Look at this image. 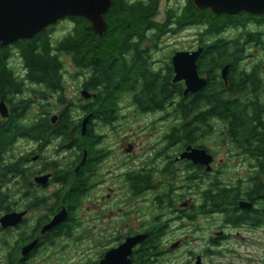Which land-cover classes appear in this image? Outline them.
<instances>
[{"label": "flooded vegetation", "instance_id": "obj_1", "mask_svg": "<svg viewBox=\"0 0 264 264\" xmlns=\"http://www.w3.org/2000/svg\"><path fill=\"white\" fill-rule=\"evenodd\" d=\"M118 1L153 13L90 61L63 45L77 18L0 49V264H111L137 237L119 264H163L198 220L216 229L190 264L234 252V237L264 252V15H216L221 30L179 44L191 0ZM45 40L46 78L26 60Z\"/></svg>", "mask_w": 264, "mask_h": 264}, {"label": "water", "instance_id": "obj_2", "mask_svg": "<svg viewBox=\"0 0 264 264\" xmlns=\"http://www.w3.org/2000/svg\"><path fill=\"white\" fill-rule=\"evenodd\" d=\"M112 3L113 0H0V49L20 40H31L44 29L66 18H85L102 37L108 29L105 16ZM194 5L200 11L211 10L217 16H237L243 12L264 15V0H194ZM191 62L188 75L191 72L197 81L196 68ZM176 67L179 78L186 79L188 75L183 74L186 66L179 62ZM197 89L196 87L194 90ZM201 154L196 152L192 158L195 162L206 164ZM143 239L144 237L132 239L120 250L121 253L111 254L108 262L124 263L122 256L127 257L132 248ZM198 264H201L200 260Z\"/></svg>", "mask_w": 264, "mask_h": 264}, {"label": "trees", "instance_id": "obj_3", "mask_svg": "<svg viewBox=\"0 0 264 264\" xmlns=\"http://www.w3.org/2000/svg\"><path fill=\"white\" fill-rule=\"evenodd\" d=\"M120 5L119 1L116 0L113 8H111L108 13L105 16L106 23L110 29H115L114 32H108L106 36H98L96 33H94L91 29L90 25L91 23L85 19V18H77V29L70 37H68L67 40L64 41L63 45H66V50H70L71 53H74L75 57L77 56V53L81 51L83 57L86 58L87 61H90L93 57V52L96 50L95 45L99 44L98 50L102 54H106L107 50L103 48V46L109 44L111 40L109 38L111 36H120L123 32L124 28H128L130 26L132 27H140V23L142 21H146L150 16V14L153 13V11L150 12V9H146L145 12H142V10L139 12L137 9H132L128 12H125L122 8H119ZM212 18H217L216 15H214L210 10L200 11L198 10L193 1L191 0L189 9L186 10L184 14V19L187 20H193L195 25H204L205 23L209 24V34L213 35L215 31L221 30L220 24L221 22H214L212 21ZM48 40H45L43 47L41 46V50L36 47L35 42H29L27 43V53H26V60L32 62L35 66V75L36 76H43L47 77V75H55L53 70V63L50 61V57L48 56L49 52V46H48ZM79 45H82L83 47L77 50V47L79 48ZM87 45V46H85ZM216 104H218V100L216 99L214 101ZM201 103L200 100H196L195 102V109H197L198 105ZM189 116H185L187 119ZM197 123L202 124V121H197Z\"/></svg>", "mask_w": 264, "mask_h": 264}, {"label": "rangeland", "instance_id": "obj_4", "mask_svg": "<svg viewBox=\"0 0 264 264\" xmlns=\"http://www.w3.org/2000/svg\"><path fill=\"white\" fill-rule=\"evenodd\" d=\"M164 6L165 4H163L162 9H164ZM69 24L70 23L62 24L58 26V30H57L58 34L55 37L61 38L62 36L68 34L73 28ZM247 27L249 29V24L247 25ZM203 32H204L203 27L195 25L189 28L188 31L185 30L183 33H181L182 36L181 34H179L178 42L179 44L184 43V42L185 43H195L197 39H200V40L202 39L201 35ZM242 32H244V30H242L239 33H242ZM233 34L235 36V33L232 31V29L227 30V32L225 33V37H229L230 35H233ZM171 40L172 42H174V40H176V37L172 36ZM170 42H171L170 39L165 40V43H170ZM251 54L256 55L257 53L253 50L247 51V56L249 55L252 56ZM132 130H133L132 132H135L137 135L141 136L140 139H143L145 134H142V132L140 131L139 125L133 126ZM136 140H138V138ZM216 140H218L217 137L212 139L215 145H216V142H215ZM214 227H215V223H211V220H210V223L208 222L205 223L203 220H198L193 225L189 224L184 229L180 228L178 236L186 235V238L189 241V243L184 245L183 249L176 251L173 255L171 254L167 256V258L163 261V264H171V262L172 264H190V261H192V259L195 256L189 255V253L198 254V253H201L203 250H205V247H206L205 242L208 238L209 233H211L214 229H216V227L215 228ZM226 244H228V246L231 247V249L234 252H225L224 255H222L219 258L208 257L206 260L207 264H264V252H261L260 250L258 251L257 246L250 245L249 243L245 244L244 242H240V239L235 238V237L234 239H232L230 242H227ZM79 257L81 258L78 260L83 262V264H85L86 256L81 255Z\"/></svg>", "mask_w": 264, "mask_h": 264}]
</instances>
